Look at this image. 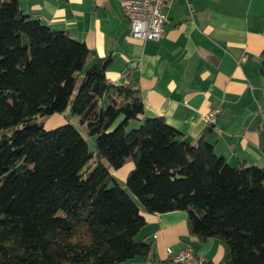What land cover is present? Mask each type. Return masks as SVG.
<instances>
[{"label": "trees", "instance_id": "1", "mask_svg": "<svg viewBox=\"0 0 264 264\" xmlns=\"http://www.w3.org/2000/svg\"><path fill=\"white\" fill-rule=\"evenodd\" d=\"M110 63L91 61L83 42L17 0H0V264L147 258L152 245L136 239L142 213L174 211L186 214L190 236L225 245V264H264V167H232L206 132L190 142L144 116L137 79L109 82ZM65 113L94 137V152L71 123L45 129L43 119ZM257 127L264 138L261 119ZM128 162L137 202L110 173Z\"/></svg>", "mask_w": 264, "mask_h": 264}, {"label": "crops", "instance_id": "2", "mask_svg": "<svg viewBox=\"0 0 264 264\" xmlns=\"http://www.w3.org/2000/svg\"><path fill=\"white\" fill-rule=\"evenodd\" d=\"M17 1L42 24L83 42L91 61L110 58L109 82L136 78L144 116L164 118L190 142L206 132L215 154L232 167H264L257 127L259 119L264 124V0H168V21L157 42L131 37L117 0ZM216 108L220 114L210 128L203 116ZM132 166L110 173L120 184ZM142 215L146 225L136 239L150 243L152 253L124 264H174L172 255L185 248L207 264H225V245L190 236L184 212Z\"/></svg>", "mask_w": 264, "mask_h": 264}, {"label": "built area", "instance_id": "3", "mask_svg": "<svg viewBox=\"0 0 264 264\" xmlns=\"http://www.w3.org/2000/svg\"><path fill=\"white\" fill-rule=\"evenodd\" d=\"M117 2L128 20L132 38L143 42L160 40L164 25L168 21L164 12L168 0H117ZM219 114L220 108L205 114L203 120L206 126L213 128ZM172 261L175 264H206L205 258L194 254L190 248L172 255Z\"/></svg>", "mask_w": 264, "mask_h": 264}, {"label": "rangeland", "instance_id": "4", "mask_svg": "<svg viewBox=\"0 0 264 264\" xmlns=\"http://www.w3.org/2000/svg\"><path fill=\"white\" fill-rule=\"evenodd\" d=\"M56 116V115H55ZM56 120V121H55ZM42 123H43V126L48 129L50 127V125L52 124H55V127L57 126H61L63 124H66V123H71L78 131L79 133L81 134V136L85 139V141L87 142V145H88V149L90 151H93L94 152V137H89L86 135V133L82 130V128L80 127V125L78 124L77 120L73 117H71V115H69L68 113H65L64 116H50L48 118H45L42 120ZM138 123H132L130 126H129V129H134V128H137L138 127ZM7 134H9L11 132V129L5 131ZM96 157L94 156L93 160L90 162V164L93 165V163L96 162ZM101 162L106 165V161L104 159H101ZM120 184L122 185V187L124 188V190L130 195V197L136 201V199L132 196L131 193H129V191L127 190L126 188V185H125V182H123V180H121V178H118ZM137 202V201H136ZM173 262V261H172ZM174 263V262H173ZM175 264V263H174Z\"/></svg>", "mask_w": 264, "mask_h": 264}, {"label": "water", "instance_id": "5", "mask_svg": "<svg viewBox=\"0 0 264 264\" xmlns=\"http://www.w3.org/2000/svg\"><path fill=\"white\" fill-rule=\"evenodd\" d=\"M210 128H212V127H210Z\"/></svg>", "mask_w": 264, "mask_h": 264}]
</instances>
